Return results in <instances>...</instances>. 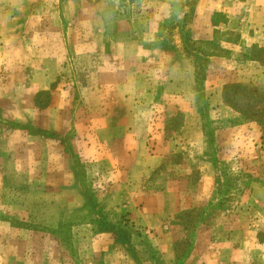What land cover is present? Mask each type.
<instances>
[{
	"label": "rangeland",
	"instance_id": "obj_1",
	"mask_svg": "<svg viewBox=\"0 0 264 264\" xmlns=\"http://www.w3.org/2000/svg\"><path fill=\"white\" fill-rule=\"evenodd\" d=\"M230 2L238 26L222 0H0V78L47 63L83 117L43 132L0 85V264H264V6Z\"/></svg>",
	"mask_w": 264,
	"mask_h": 264
},
{
	"label": "crops",
	"instance_id": "obj_2",
	"mask_svg": "<svg viewBox=\"0 0 264 264\" xmlns=\"http://www.w3.org/2000/svg\"><path fill=\"white\" fill-rule=\"evenodd\" d=\"M263 1V2H262ZM260 1L258 4L261 6H264V0ZM222 2H225V6L228 7V10L226 11L223 10L225 14V18L227 20V26H231L230 24L233 23L234 25L236 24V17H232L231 16V6H229L232 2L229 3L228 1L222 0ZM247 2V6L250 9V11L253 10V8L258 7L254 6L255 3L252 0H245L244 3ZM234 4V3H233ZM243 4V3H240ZM253 6V7H251ZM258 9V8H257ZM250 14H248V23L250 24ZM209 17V20L211 19V16H207ZM264 16L263 13H261V18L259 19V21L253 26V27H257L259 26V23H261L260 21H263ZM224 24V23H223ZM225 24V25H226ZM262 24V23H261ZM244 25V24H243ZM236 26H238L236 24ZM248 25H241V28H239V31L241 32V37L245 42H249L251 41V43H256L260 38H258V33L259 31L253 30V32H251V29H249ZM263 38H264V34H263ZM260 41H262V39H260ZM258 43V42H257ZM260 43V42H259ZM248 45V44H247ZM251 45V44H250ZM249 45V46H250ZM260 46L262 45L259 44ZM12 47V51L14 52V54L16 55V53L18 55H20L23 51L22 46H17V45H12L9 46ZM10 52V49L7 46H0V65L2 63H4V70L6 68L11 67V64H13V62L11 63L10 61H12L11 58H8V60H4V55ZM3 53V56H1V54ZM22 57L19 58L18 62V67L16 65V67H13V71L12 75H11V70H8L7 75L3 76V78H0V85L3 86V84H7L9 86L10 89H12L11 91H13L12 94V98L9 99V96L7 97V99H9L8 104L13 105L9 111V113H7V116H12V118H14V120L17 118L19 119V121H22L21 119L23 118L22 116H25L26 114L31 118L29 125H40L42 126L43 132L46 130H48V132H53L56 134H61V133H79L80 130H83L81 127L78 126V122H79V118H81V120H83V117L81 116V114L76 113L77 111H75L72 107V105L70 106V113L69 116L64 118V115L59 116L60 114V109H63L62 107H64L65 103L63 102V100L61 99L60 101L57 99L59 98L60 95V86L61 83L60 81L58 82L57 78H54L53 76H51L50 73L47 72V70H45L43 73L41 71H39L40 69H42L43 67L45 69H48V65L47 63L43 66L42 63L39 61H37V68L38 71L35 73L34 71H30V68L26 69L25 73L26 76H22V68H26L29 65L25 62L24 59L22 61ZM7 64V66L5 65ZM25 65V66H24ZM31 66V65H30ZM35 65H32V67H34ZM1 67V66H0ZM25 77V78H24ZM29 77V78H28ZM35 81V82H34ZM34 82V83H33ZM3 88L0 87V100H3L4 102V94L3 97L1 95ZM78 95H82L81 93H78ZM39 96L44 97L45 98V102L43 105H40L39 103ZM75 95H73L74 97ZM77 96V95H76ZM72 97V98H73ZM5 98H6V94H5ZM67 97H65L66 100ZM6 99V100H7ZM79 99H81V96H77V100L79 101ZM55 100L58 102L54 103ZM70 101V99H69ZM62 102V103H60ZM79 110V109H78ZM80 112V111H78ZM80 115V116H78ZM69 117V118H68ZM69 120H68V119ZM96 118L94 120V124L93 127L91 126L92 129H94L97 133L102 132V123L104 120H106V116H104L101 112H98L97 117L96 115H93V119ZM80 120V121H81ZM78 121V122H77ZM93 121V120H92ZM46 123V124H45ZM109 125L105 126L107 127V130L111 133L112 131H114L113 127L111 126V123L108 122ZM33 126V127H35ZM38 127V126H37ZM220 254H222L221 252H219ZM168 254V253H167ZM224 264H225V260H224ZM238 264V263H236Z\"/></svg>",
	"mask_w": 264,
	"mask_h": 264
},
{
	"label": "trees",
	"instance_id": "obj_3",
	"mask_svg": "<svg viewBox=\"0 0 264 264\" xmlns=\"http://www.w3.org/2000/svg\"><path fill=\"white\" fill-rule=\"evenodd\" d=\"M251 90L254 94L257 93V89L256 87L253 86H247L246 84H242V83H231V84H225V102L228 103L229 106L235 108L237 111L242 112L243 114H245L244 111L240 110L237 108V105L232 103L231 100L226 99L227 94L231 91V92H235V91H244L246 94H248V91ZM256 116V115H254ZM254 120V119H253ZM257 121H259L258 119H255Z\"/></svg>",
	"mask_w": 264,
	"mask_h": 264
}]
</instances>
